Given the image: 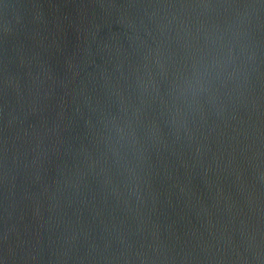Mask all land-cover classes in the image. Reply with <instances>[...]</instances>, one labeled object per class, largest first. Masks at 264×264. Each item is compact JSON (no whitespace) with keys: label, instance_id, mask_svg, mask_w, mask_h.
I'll use <instances>...</instances> for the list:
<instances>
[{"label":"water","instance_id":"1","mask_svg":"<svg viewBox=\"0 0 264 264\" xmlns=\"http://www.w3.org/2000/svg\"><path fill=\"white\" fill-rule=\"evenodd\" d=\"M0 264H264V0H0Z\"/></svg>","mask_w":264,"mask_h":264}]
</instances>
